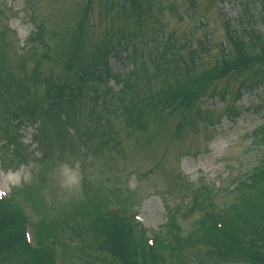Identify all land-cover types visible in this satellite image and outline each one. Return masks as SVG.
Segmentation results:
<instances>
[{
    "label": "rangeland",
    "instance_id": "rangeland-1",
    "mask_svg": "<svg viewBox=\"0 0 264 264\" xmlns=\"http://www.w3.org/2000/svg\"><path fill=\"white\" fill-rule=\"evenodd\" d=\"M190 1L0 0V31H7V38L15 33L20 45H25L27 39L35 32V25L31 23V13L36 10L37 14L34 15L39 14L47 33L56 36L55 41L60 44H64L65 41L67 45L64 44L63 47L66 46L69 51L71 48L73 51L77 50L75 55L79 59V72L82 71L80 68L84 69L90 61L104 53L109 58L111 74L118 75L122 80L130 77L133 70L130 52L120 44L118 38L123 34L127 36L134 33L161 34L164 38L169 34L173 35L179 42L182 41V44L189 43L195 50L201 49L202 54L199 58L205 70L212 68L217 60L223 58L222 54H228V60H234L231 49L225 42L224 23L225 19L230 21L235 17L240 10L241 2L245 0ZM253 3L254 1L247 5L249 11L244 10L240 21L235 23L242 22L243 28L248 31L264 34V9ZM142 5L151 15L152 21L144 29H138L132 16L125 15L124 8L128 6L127 10L130 12L133 8L140 9ZM8 42L7 44H11V39ZM40 46L28 45L35 51V65L41 69V74L56 84L65 82L64 58L49 60L51 48L45 51ZM57 51H60V47ZM258 52L259 50H253L251 62L247 61L249 64L264 63V60L259 61L252 57ZM2 55L0 54V57ZM142 58L141 56V61L138 62L142 71L140 78L145 80L150 77L148 74L157 77L156 70L152 69L154 62L147 55L146 61ZM2 59L4 57L0 61ZM1 67L0 64V69ZM105 70L106 67L103 71ZM254 70H258L256 71L258 75L264 74L256 64L251 67V71H239L228 75L216 86L209 88L200 102L199 109L203 113L201 115L198 114L196 107L192 112L185 111L182 116L180 113L167 111L165 116L155 120L153 110L145 111L142 124L139 126L134 124L133 116L131 119L130 114L134 111L125 112L127 107L131 106L132 97L127 93L121 98L116 96L115 90H119L120 86L118 83L112 84L115 90H110V94L104 98V104L100 105L101 109L97 110L102 111L101 116H97L100 125L97 119L92 118V111L89 108L80 116L74 117L72 113L67 112L62 115L63 118L59 119V123L49 134L51 147L53 146L51 150L53 164L41 165L39 170L41 173L36 178H32L31 167L17 169L18 161L10 158L12 165L8 153L0 144V161L7 160L5 164H0L3 182L1 187L4 192L11 191L12 194H16L17 204L23 198L20 188L24 184H30L29 187L34 189L36 185L37 192L34 191L39 194L45 205L55 202V206L59 208L57 211L61 209L65 211L67 205L72 203L73 206L77 205L85 218L81 220H87V223L81 224L82 233L77 231L76 224L84 221L76 217L58 218L56 232L61 238L65 259L60 258L55 250L49 263L40 262V259H44L42 256L33 262L25 250L17 248L15 251L8 249L6 252L8 255L0 259V264L1 261H6V264H122V261L112 255V251L115 253L114 248H110L111 246L104 242L106 234L103 235L101 230L108 225L104 223L106 218L103 213L110 210L111 204L123 205L121 208L127 221L132 215L129 208H135L141 216V221L151 228L162 226L166 222L158 204V196H163L172 208H177L181 205L188 207L193 200V193H198L199 206L195 207L193 216L184 221H181L182 218L178 219L183 229L182 233L186 234L190 228L193 229L199 218L202 220L206 217L207 220L214 222L221 214L223 206L229 203L233 196L219 195L212 200L206 197L207 191L212 189L222 193L233 184V181L248 173L264 159V142L257 143L258 140L254 136V131L264 125V87L259 86L257 91L243 93L240 101H237L234 94L244 83L254 80ZM152 80L155 83L153 91L160 92V86L155 79ZM46 84L37 86L35 95L39 100L47 94ZM96 85V82H89L85 87L88 90L83 92L89 107L96 103V95L103 97L105 93L104 89L95 92L97 88L93 87ZM7 88L4 97L9 101L10 89ZM87 91L90 94L86 93ZM224 91L226 97L223 99L225 101H222L221 94ZM113 93L115 95H112ZM141 97L146 99L144 95ZM107 109H111L108 115ZM71 117L74 119L69 121ZM182 118L195 119L192 122L197 127L192 125L191 129L181 130L182 136L177 138L174 133ZM76 121L78 127L74 126ZM0 126L9 127L1 119ZM20 128L22 143L32 151L35 150L36 126L23 122ZM89 129L97 130L90 131L88 135ZM103 141L108 144H104ZM87 143L89 150L84 149ZM201 154L203 156L200 158ZM189 155L197 157L192 158ZM46 176L50 179L48 198L44 197L47 189L41 182ZM8 203L10 202H4L0 206V221L4 219L9 224L15 222L13 228L8 230H14L18 226L16 232L21 233L22 221L8 217L14 215ZM86 212L90 214L89 217L86 216ZM55 216L57 217L56 214ZM46 222V226L51 225V219ZM88 222L93 229L89 227ZM50 236L42 222L40 226L37 224L33 226L35 244L40 241L45 244ZM253 240L256 245L250 243L249 246L254 247L248 252L255 254L256 259L248 256L255 260L253 264L259 262L264 264V230ZM206 242L205 245L190 244L188 247H182V251H178L177 247L163 246L164 251L158 256L140 258V264H217L219 260L214 255L213 248L208 245L212 243L209 240ZM234 251L238 250H233L232 255ZM248 256V259L244 257V260L250 262ZM15 257L17 260L14 262ZM242 264H245L243 260Z\"/></svg>",
    "mask_w": 264,
    "mask_h": 264
},
{
    "label": "trees",
    "instance_id": "trees-1",
    "mask_svg": "<svg viewBox=\"0 0 264 264\" xmlns=\"http://www.w3.org/2000/svg\"><path fill=\"white\" fill-rule=\"evenodd\" d=\"M254 2L260 4L264 8V0H255ZM142 13L144 12L141 11L140 13L139 9L134 8L131 12L127 11L126 13L127 17L128 15L132 16L138 29H141V27L143 28L147 22L145 16H142ZM226 34L227 39L231 42L233 47L234 61L222 59L220 64H216L213 68L203 71L199 70L200 67L196 66L194 58L191 59V64L188 65L186 62H184L183 66L181 65V67H177L174 64V60L172 59H170L169 62L165 61L168 66H171L169 67L168 71L174 73L177 77L172 81L164 80L160 92H158L156 95H153L151 100L147 102H140L136 105L134 104L133 107L129 108L127 113L134 111V113L130 114L131 119L133 116L134 124L136 123L138 126L142 124V118L145 111L151 112V110H153L164 113L167 107H173L172 109L174 112L177 110V108L191 112L195 106L196 100L199 99L200 95L205 92L209 86L225 78L238 68L251 71V67L257 64L258 69L261 72H264V63L255 62L249 64L251 62L250 60L253 50H259L257 55L252 56L253 58H257L259 61L264 60V39L260 36H251L249 45L246 44L243 37L235 31H231L229 29L227 30ZM142 38L143 37H141V35H131L127 39V42H129L128 44L131 47H135L134 44H147V42L143 41ZM73 52V56L75 57L77 50ZM173 56L175 57L176 54L173 53ZM177 61L180 62L178 56ZM72 62V65L70 64L68 67L70 73L72 74L69 73V76L65 82L59 84H56L55 82L51 83V88H48V93L47 95H44L43 99H34L25 104V108L30 112L31 115H42L45 118V122L51 120V124L55 125V123L60 119L61 114H66V112H76V108H78V100L82 97L83 93H80L75 84L77 80L83 86L89 82L101 80V77H97L101 73H89L90 71L80 68L82 72H84L82 74L79 72L78 64L75 62V60ZM186 67L187 69L185 70ZM161 71L168 73V71ZM254 71V85L257 83V85L264 86V74L260 73L261 75H258L256 72L258 70ZM184 75L186 79L183 78ZM70 80L73 82H69ZM39 81L40 80L38 79V82ZM2 83L5 84V80L0 76V85ZM21 84L14 81L9 83V86H6L8 87V90H11L8 92V95L10 93L11 99L14 98V96L17 94V91L24 94L23 92L28 88L25 84ZM79 94H81V96H79ZM7 106H9V104ZM1 108L2 107L0 106V109ZM9 113L10 115L14 114L15 116L18 113L20 114V107L15 109L12 107ZM182 121L187 125H190L188 118L182 119ZM258 134L261 136V140L264 141V128L260 129ZM224 213L226 221L225 224L228 225L224 239L222 236L217 235L218 232L215 226L211 227L208 224L203 225L200 223L201 221H197L196 224L193 225V229L187 231L185 236L181 238L179 249L182 250V247L189 246L193 243L205 245L207 244L206 240H209L212 244L208 245L211 248L216 247L214 255L217 256L221 262L225 264H236L238 263L237 259L232 257L231 253L233 250L238 249L240 252L248 253V251L256 245L255 241L253 240L254 237H258L262 230H264V159H262L259 165L250 172V174L243 182H241V184H239V190L233 200L232 205H230ZM8 217H12V215ZM107 217L108 216L104 215V218H106L104 223H108V225L101 230L103 231V235L106 234L105 238L103 239L104 242L110 245V248H114L116 254L112 251V255L115 257V259L119 258L121 260V258L124 257L122 260L123 264H129L128 261H126V258H128V260L133 264H138L140 263V258L146 259L150 256H156L159 253V251H154V249L148 248L144 243H139L135 239H132L129 228H126L121 222L114 219V217ZM15 219L19 218L16 217ZM82 223L87 222L76 224V227L78 228L77 231L82 232ZM8 224L9 222L4 219L0 221V250L6 249L3 252V254L6 255L8 249L15 251L17 248L23 249L25 246L23 240H21L19 237V233L16 232L18 226L14 230H8ZM14 224L15 222H13L12 225ZM173 224L175 225L176 223L173 222ZM88 225L89 227H92L89 222ZM4 230L5 232H3ZM161 234L162 235H159L156 238L168 247V231H163ZM208 236H210V239H208ZM250 243L254 244V246H249L251 245ZM249 253L255 256V254L252 252ZM27 255H29L32 260L39 258L38 253L35 254L29 251V254ZM1 258L2 255L0 259Z\"/></svg>",
    "mask_w": 264,
    "mask_h": 264
}]
</instances>
